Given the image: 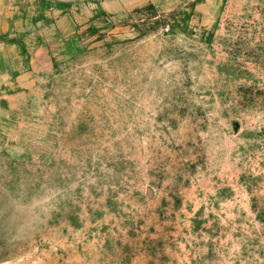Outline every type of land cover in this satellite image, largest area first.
I'll use <instances>...</instances> for the list:
<instances>
[{"label": "rangeland", "instance_id": "obj_1", "mask_svg": "<svg viewBox=\"0 0 264 264\" xmlns=\"http://www.w3.org/2000/svg\"><path fill=\"white\" fill-rule=\"evenodd\" d=\"M0 264H264V0H0Z\"/></svg>", "mask_w": 264, "mask_h": 264}]
</instances>
